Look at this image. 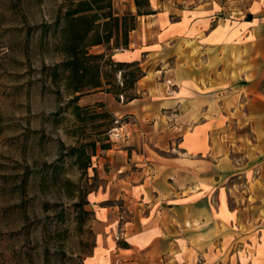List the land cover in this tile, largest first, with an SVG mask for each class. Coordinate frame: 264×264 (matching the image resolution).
I'll use <instances>...</instances> for the list:
<instances>
[{"label": "crops", "instance_id": "1", "mask_svg": "<svg viewBox=\"0 0 264 264\" xmlns=\"http://www.w3.org/2000/svg\"><path fill=\"white\" fill-rule=\"evenodd\" d=\"M111 1L135 18L113 56L143 75L88 264H264V0Z\"/></svg>", "mask_w": 264, "mask_h": 264}, {"label": "rangeland", "instance_id": "2", "mask_svg": "<svg viewBox=\"0 0 264 264\" xmlns=\"http://www.w3.org/2000/svg\"><path fill=\"white\" fill-rule=\"evenodd\" d=\"M69 6L0 0V264H88L96 234L93 194L112 192L105 203L119 202L109 181L127 163L119 150L136 142L137 119L113 111L136 96L128 81L136 67H119L113 56L128 46L121 23L109 41L90 45L103 35L98 17L86 42L88 54L102 55L100 87L71 95L64 80L49 75L64 59L56 44ZM119 205L122 232L128 210Z\"/></svg>", "mask_w": 264, "mask_h": 264}, {"label": "trees", "instance_id": "3", "mask_svg": "<svg viewBox=\"0 0 264 264\" xmlns=\"http://www.w3.org/2000/svg\"><path fill=\"white\" fill-rule=\"evenodd\" d=\"M65 1H68L70 6L62 17V23L58 29L59 40L56 44V50L64 56V59L50 68L49 75L53 81L64 80L68 92L71 95H76L77 93L82 94L84 88L101 86L98 59L102 55H90L85 47L89 35L94 31L96 19L98 17L104 19L102 24L103 35L96 36L90 45L109 41L113 33L117 34L119 23H121L125 38L123 44L126 45L127 33L134 28L135 18L131 14H124L121 17L115 15L111 0ZM144 1L135 0L137 5L144 3ZM104 8L106 10L103 11ZM116 65L119 67L128 65L136 67V74L132 80H128L129 83L134 84L143 75L137 63L118 62Z\"/></svg>", "mask_w": 264, "mask_h": 264}]
</instances>
